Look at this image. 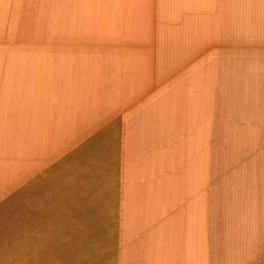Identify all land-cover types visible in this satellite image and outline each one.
I'll return each mask as SVG.
<instances>
[{
	"label": "crops",
	"instance_id": "crops-1",
	"mask_svg": "<svg viewBox=\"0 0 264 264\" xmlns=\"http://www.w3.org/2000/svg\"><path fill=\"white\" fill-rule=\"evenodd\" d=\"M236 164L264 264V0H0V264H208Z\"/></svg>",
	"mask_w": 264,
	"mask_h": 264
},
{
	"label": "rangeland",
	"instance_id": "rangeland-1",
	"mask_svg": "<svg viewBox=\"0 0 264 264\" xmlns=\"http://www.w3.org/2000/svg\"><path fill=\"white\" fill-rule=\"evenodd\" d=\"M231 170L234 171L235 174V188L232 196L233 201L232 198L229 197V200L233 202V209L227 212V201L225 200L226 195L220 193L219 212L218 215L214 217V225L217 227V230L213 234L214 238L212 239L213 261L208 262V264H244L242 249L243 226L241 165L236 164L233 168H230V171ZM262 255L264 256V252Z\"/></svg>",
	"mask_w": 264,
	"mask_h": 264
}]
</instances>
